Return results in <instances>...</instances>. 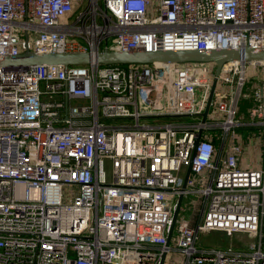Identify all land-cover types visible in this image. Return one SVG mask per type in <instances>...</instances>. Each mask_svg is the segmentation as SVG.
I'll return each instance as SVG.
<instances>
[{
	"label": "built area",
	"instance_id": "2783aa9c",
	"mask_svg": "<svg viewBox=\"0 0 264 264\" xmlns=\"http://www.w3.org/2000/svg\"><path fill=\"white\" fill-rule=\"evenodd\" d=\"M243 47H264V0H0V57ZM210 66L0 67V264H264V163L241 168L235 144L215 159L264 134V61Z\"/></svg>",
	"mask_w": 264,
	"mask_h": 264
},
{
	"label": "water",
	"instance_id": "95a60500",
	"mask_svg": "<svg viewBox=\"0 0 264 264\" xmlns=\"http://www.w3.org/2000/svg\"><path fill=\"white\" fill-rule=\"evenodd\" d=\"M234 61H264V47L253 49L251 47L213 49V50H158V51H110L103 50L96 53H48L35 54L25 52L17 57L4 56L0 57V67H32L36 65H61L63 67L72 65H147L160 64L170 70L174 64L183 63H212L215 66V75L220 72L221 67L228 62ZM216 81H213L209 95L205 104V108L201 113V121L204 122L212 100ZM202 129H199L194 139V147L200 140ZM194 154V152H193ZM190 174V168L186 169V174L181 185L175 207L172 213L171 223L166 235V246L170 242V237L174 229V225L179 215L180 207L183 201V192L186 187V181ZM165 254L161 255L159 264H163Z\"/></svg>",
	"mask_w": 264,
	"mask_h": 264
},
{
	"label": "crops",
	"instance_id": "0c3cea01",
	"mask_svg": "<svg viewBox=\"0 0 264 264\" xmlns=\"http://www.w3.org/2000/svg\"><path fill=\"white\" fill-rule=\"evenodd\" d=\"M236 132H238L239 135L234 139H231V136H229L225 141L223 149H222V144L220 143L221 142L220 139L215 141V148H216L215 159H218L219 156L225 159L227 152L228 151L230 152L231 146L235 144V145H239L242 149V152L239 155V160H238V165L241 168H250V169L261 168L264 163L263 162L264 134L260 130L253 128H241L238 129ZM185 174H186V170L184 172V177ZM199 202L195 207L196 209L199 208ZM199 218H200L199 215L195 213L192 214V219L194 222L198 221Z\"/></svg>",
	"mask_w": 264,
	"mask_h": 264
},
{
	"label": "rangeland",
	"instance_id": "374dc122",
	"mask_svg": "<svg viewBox=\"0 0 264 264\" xmlns=\"http://www.w3.org/2000/svg\"><path fill=\"white\" fill-rule=\"evenodd\" d=\"M88 1V8H91V0H87ZM210 66V64L212 63H206ZM213 65V64H212ZM210 66L211 69H214L213 66ZM218 89L221 90H225L227 91L228 88H221L220 86L218 87ZM239 135L238 132H234L231 135V139L236 138ZM186 168L182 167L180 170V178H183L184 176V172H185ZM104 171L107 177V180L110 181V172H111V167L109 162L106 160L104 163ZM239 242V240L237 239L236 235H233L231 237H227L222 233L219 232H208L205 235L201 236V241H200V245L202 247H216V248H225L228 244H232V245H237V243ZM170 246L174 247L175 243L172 240L170 242ZM183 259V255L178 252V251H171L167 254V256L165 257V263L164 264H181V261Z\"/></svg>",
	"mask_w": 264,
	"mask_h": 264
},
{
	"label": "trees",
	"instance_id": "16d2710c",
	"mask_svg": "<svg viewBox=\"0 0 264 264\" xmlns=\"http://www.w3.org/2000/svg\"><path fill=\"white\" fill-rule=\"evenodd\" d=\"M123 66H126V65H123ZM250 106H251V103L248 100L242 99L238 107L239 113H242V114L246 113Z\"/></svg>",
	"mask_w": 264,
	"mask_h": 264
},
{
	"label": "bare ground",
	"instance_id": "6f19581e",
	"mask_svg": "<svg viewBox=\"0 0 264 264\" xmlns=\"http://www.w3.org/2000/svg\"><path fill=\"white\" fill-rule=\"evenodd\" d=\"M94 1H95V0H91V4H94Z\"/></svg>",
	"mask_w": 264,
	"mask_h": 264
}]
</instances>
